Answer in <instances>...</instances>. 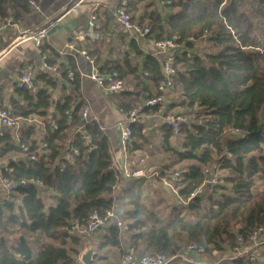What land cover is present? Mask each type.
Masks as SVG:
<instances>
[{"label":"trees","instance_id":"16d2710c","mask_svg":"<svg viewBox=\"0 0 264 264\" xmlns=\"http://www.w3.org/2000/svg\"><path fill=\"white\" fill-rule=\"evenodd\" d=\"M170 1L167 13L155 8L144 14L147 37L174 39L192 48L189 37L206 35L215 50L174 59L177 73L167 113L184 110L193 112L194 119L176 133L163 123L158 135L145 129L143 117L133 124L127 159L137 152L146 157L129 172L143 169L148 177L126 178L113 164L116 149L110 135L96 121L83 123L75 73L68 81L71 92L54 104L53 112L46 90L17 88L26 105L13 102L11 116L42 117L44 136L36 140L31 127L17 137L0 135V161L7 160L9 169L3 177L12 184L10 195L0 201V264H79L85 237L77 229L86 227L91 213L103 218L109 210L118 212L122 225L114 222L97 231L105 230L98 252L113 249L122 256L124 235L137 256L169 258L196 244L209 256L230 253L217 264H260L235 257L234 249L241 246L238 237L246 240L264 226V0ZM126 9L131 15L130 4ZM30 11L28 0H0V25L8 17L16 24ZM39 47L45 55L48 47L43 42ZM132 60L104 69L117 71L127 87L119 93L124 113L152 97L162 76L163 57L148 55L141 64ZM59 67L66 80L69 69ZM45 81L56 87L54 79L45 76ZM157 111L144 107L143 114ZM80 126L83 133L71 140V132ZM14 156L24 159L13 161ZM216 165L224 175L186 204H169L152 187L168 180L186 200L208 178L204 170ZM176 173L179 179L173 180ZM123 181L138 183L121 187ZM100 257L96 253L91 264Z\"/></svg>","mask_w":264,"mask_h":264},{"label":"crops","instance_id":"0c3cea01","mask_svg":"<svg viewBox=\"0 0 264 264\" xmlns=\"http://www.w3.org/2000/svg\"><path fill=\"white\" fill-rule=\"evenodd\" d=\"M121 1L123 0H40L37 9L30 7V13L22 21L13 25H0V94L10 112L13 102H17L21 106L26 105V102L17 92L15 81L19 70L23 67H29L37 88L44 89L50 94L52 100L50 111L53 112L54 104L63 95L71 92L69 80L67 77L66 80L62 78L61 70H58L57 66H60L61 69H69L67 73L72 71L80 81L79 100L83 103L82 111L86 110L88 112L85 122L89 120L96 121L110 135L113 147L116 149L113 164L123 172L124 169L129 171L131 166L139 163V159L143 158L144 160L146 155L143 152H137L133 157L127 159L126 149L121 146L116 131L117 127L126 121V114L120 111L121 108L119 107V103L123 99L119 93L106 91L89 79L92 65L81 54V51H85L93 58L95 65L102 73H105L104 69L109 68L110 65L116 62L122 63L123 59H133L132 64H141L145 56L155 55L153 38L134 37L116 22L115 11ZM124 1L130 4L132 14L129 15L132 21L143 27H146L143 19L146 12L155 8L166 11V7L171 4L170 0ZM74 7L77 9L76 14H70L69 11ZM91 15L96 17L100 39L97 41L78 40L76 37L85 30ZM43 27H48L47 37L42 41L48 47L45 55L41 53L40 47L36 46L31 39H24L25 35H29ZM47 59L53 62L54 65H48ZM46 65L55 67L59 72V76L57 77L46 70ZM45 76L54 79L57 83L56 87L46 85ZM124 87L123 92H126L127 87L125 85ZM169 94L171 93L166 94L167 98ZM169 104H171V101L168 100L167 104L162 107L165 114H171L167 113ZM14 118L17 121V127H1L0 133L8 132L17 137L20 130L31 127L34 130V138L38 141L42 139L44 136L42 117L31 115L27 118L19 116ZM162 119V116L158 113L143 114L145 129L148 132L155 131L158 135L157 129L163 124ZM83 129L84 126L74 129L71 132V140L77 132L83 133ZM23 159V156H14L11 160L20 161ZM67 159L71 160L68 156ZM0 170L9 172L7 160L0 161ZM125 183L126 181H123L121 187L128 184V182ZM3 195V189H1L0 201L4 198ZM117 216L119 218L118 212ZM104 233L105 230L103 229L85 237L84 247L81 251L89 245L97 247V242ZM120 246L125 251L129 249L127 238L124 235L120 238ZM96 253L102 259L94 264H116L121 257L119 251L113 249L100 252L96 250ZM77 260L79 264H82L79 255ZM170 264L182 263L175 259Z\"/></svg>","mask_w":264,"mask_h":264},{"label":"built area","instance_id":"2783aa9c","mask_svg":"<svg viewBox=\"0 0 264 264\" xmlns=\"http://www.w3.org/2000/svg\"><path fill=\"white\" fill-rule=\"evenodd\" d=\"M39 1L40 0H28V4L31 8L37 9ZM126 7L127 2L124 0L121 1L115 11L116 22L134 37H147L150 34V28L143 27L133 22L129 13L127 12ZM76 12L77 9L75 7L69 11L70 14H76ZM4 25H13L12 18L8 17L5 20ZM47 33L48 27H43L29 35H25L24 39H31L36 46H40L42 41L47 37ZM76 38L81 41H97L100 39L99 26L96 23L95 15H91L85 30L79 33ZM152 41L155 55L163 57V61L161 63L162 76L157 83L155 94L148 98L143 104L138 105L129 112H126V121L117 127L116 131L121 146L124 149H126L129 137L131 135V126L137 123L143 117L144 107H158L157 113L162 116L163 123H165L167 127L171 128L174 133L178 132L181 125L186 122L176 114H165V111L162 110V107L167 104L166 94L173 89V79L177 73V68L174 65V59L181 55H184L188 59L194 58L196 56H203L204 46L202 48L201 45H204L205 41L207 42V36L205 35L199 38L189 37L187 42L192 44V48H187L185 44H178L174 39L158 40L153 38ZM81 54L90 63V65H92V70L88 77L95 85L109 92L120 93L124 91V82L120 78L117 71H113L111 73H102L101 70L95 65L93 58H91L85 51H81ZM45 69L52 72L55 76H59V72L55 67L46 65ZM66 77L69 81H72L74 78V73L69 71ZM15 86L18 89L29 90L31 93H35L37 91V85L35 84V80L29 67H23L19 70L15 81ZM120 111H122V109H120ZM87 116L88 112L83 110L81 113L82 119L86 120ZM191 119H194V117H191ZM1 127L16 128L17 121L11 116L10 109L4 104L3 98L0 94V128ZM237 131L238 130H236V132ZM2 134L3 133L1 132L0 135ZM22 148L25 152L28 150L26 146H22ZM90 148L93 149L94 146L91 145ZM74 154H77V152L75 151ZM35 158L36 157L34 154L30 155V159ZM143 161V158L139 159V163H142ZM4 171L5 170H0V190L3 189V197L9 195L12 191V184L3 177ZM218 172L219 170L217 165L213 167V169L206 168L204 170V174L209 179H205L203 184L199 188L193 190L186 200H182L180 198L182 201H179L177 204H186V202L201 193L205 186L217 184L219 177ZM122 173L126 178L148 177L143 169H136L132 173L124 169ZM172 179L178 180L179 173H176ZM22 183H24V181H22ZM114 222H116L119 227L122 225L120 220H118L117 213H115L113 210L107 211L103 218L100 217L96 212H93L88 217V223L86 227L77 229V234L87 237L97 232L106 224H112ZM238 241H240L241 246L234 249L235 257H245L251 262L264 264V226L254 229L246 240H243L242 237H238ZM204 253L205 249L203 247L197 246L196 244L187 245L175 256L169 258L159 254L137 256L134 250L130 248L120 257L117 264H170L171 261L175 259L179 260L181 263L192 262L190 264H199L200 259H194V261H190V259L201 257ZM205 264H217V262H206Z\"/></svg>","mask_w":264,"mask_h":264},{"label":"rangeland","instance_id":"374dc122","mask_svg":"<svg viewBox=\"0 0 264 264\" xmlns=\"http://www.w3.org/2000/svg\"><path fill=\"white\" fill-rule=\"evenodd\" d=\"M165 6V5H164ZM163 13H167L168 11H164L162 10ZM202 48L204 46V50L203 52L207 53V52H213L215 50H213L210 46V44L208 42L205 41V44L204 45H201ZM172 99H173V96H172ZM171 99V94L168 96V98L166 97V101H172ZM186 113L184 110H179V111H175L171 114H176L178 115L179 117H181L184 121H186L184 124H187L189 121H191V117H194V113L193 112H190V113H187V114H184ZM189 114V115H188ZM224 171H220L218 172V175H224ZM209 179V178H208ZM128 183H133V184H137L138 182H131V181H126L125 184ZM144 183V181H141L140 184L142 185ZM153 189H155V194H159L165 202L169 203V204H172V203H179V201H182L180 199L179 196H177L176 194V190L174 189V187L172 186L171 182L168 181V180H163L162 182H160L159 184L157 185H153L152 186ZM79 257H80V254H79ZM229 257H231L230 253H227V252H223V253H220V252H213L212 254H210V256L207 254V253H204L201 257H195V258H191L190 261H194V259H200L199 260V264H202V263H206V262H217V263H221L227 259H229ZM205 260V261H204ZM192 262H186V263H182V264H190Z\"/></svg>","mask_w":264,"mask_h":264},{"label":"water","instance_id":"95a60500","mask_svg":"<svg viewBox=\"0 0 264 264\" xmlns=\"http://www.w3.org/2000/svg\"><path fill=\"white\" fill-rule=\"evenodd\" d=\"M85 122V120H83V123ZM97 247L93 246V245H89L87 246L83 251H81L80 253V262L82 264H90L94 254L96 253Z\"/></svg>","mask_w":264,"mask_h":264}]
</instances>
